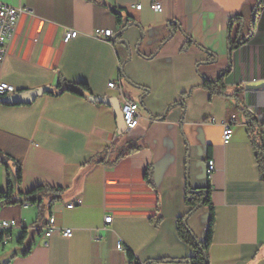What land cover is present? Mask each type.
<instances>
[{
	"label": "crops",
	"instance_id": "obj_1",
	"mask_svg": "<svg viewBox=\"0 0 264 264\" xmlns=\"http://www.w3.org/2000/svg\"><path fill=\"white\" fill-rule=\"evenodd\" d=\"M156 1L161 11L153 10ZM256 1L0 0L32 12L19 19L0 82L18 93L60 92L65 79L88 84L94 97H115L120 106L123 99L139 104L137 127L120 132L113 106L88 95L0 102V192L19 167L23 193L41 184L62 189L51 208L44 201L41 221L37 205L0 202V221L18 220L0 247V264H188L156 262L194 254L177 233L191 209L188 189L209 190L210 264H264V172L238 106L254 113L264 132V88H248L264 83V4L255 12ZM237 17L246 41L230 53ZM97 28L111 29L114 41L94 36ZM66 31L78 35L65 40ZM229 67L226 94L212 95L204 78L217 79ZM111 81L123 98L108 87ZM237 87L243 90L234 96ZM231 115L234 133L224 144L222 124ZM11 198L24 197L13 188ZM210 214L203 204L187 219L200 241ZM51 216L72 237L46 238Z\"/></svg>",
	"mask_w": 264,
	"mask_h": 264
},
{
	"label": "trees",
	"instance_id": "obj_2",
	"mask_svg": "<svg viewBox=\"0 0 264 264\" xmlns=\"http://www.w3.org/2000/svg\"><path fill=\"white\" fill-rule=\"evenodd\" d=\"M264 4V0H257L256 6H255V12L260 10L261 5ZM117 20L119 23H122V18L119 13H116ZM245 23L242 19V17L234 18L231 22L230 31L235 28V39L234 42H230V53L233 52V50L246 41L245 38H242V32L244 30ZM110 41H114V38ZM192 40L189 39V42ZM231 67H229L226 71H224L217 79H206L204 78L203 86L208 88L210 92L213 94H219V95H225L226 94V85H225V77L230 73ZM123 76L124 73L122 71ZM57 87L60 89V92H52L49 91L47 94H55L59 95L62 93L70 92L73 94L81 95V96H87L92 99L94 96L92 95L90 88L88 84L83 82H70L65 79H60L58 82ZM242 87H237L233 95L237 96L238 93L242 92ZM241 103L238 102V106L243 111V114L247 120L248 124V131L252 134L254 147L256 150V158L258 160V163L260 165V168L264 172V141H263V134L264 132L261 129L260 121L258 120L257 116L249 111L247 107H244ZM133 150H138V148H134ZM146 179L148 183H152L151 179V172L148 170L146 173ZM21 182H22V171L19 167L17 170V173L15 175L14 183L12 184L10 182L9 189L7 192H0V202L4 204H14L18 202H27L32 205L39 206L40 209V215H39V221L42 220V214H43V208H44V201L49 200L48 208H51V206L58 201L61 198L62 189L60 188H54L46 184H41L34 188L32 191L23 193L21 191ZM15 188L20 196L24 197L23 200H14L11 198V190ZM187 204L191 207V209L188 211L186 215L183 217H180L177 222V233L178 236L187 244L192 246L194 250V254L190 258L186 259H160L156 260L158 263H165V262H186L188 264H210L209 261V250L210 246L212 244V237H213V230H214V210L213 206L210 202V195L209 190H192L188 189L187 193ZM203 204L210 205V220H209V226L207 230L206 239L204 241H200L192 232V230L189 228L187 224L188 217L200 206ZM1 247V246H0ZM128 257L130 260H134V256L131 252H128ZM133 263V262H132ZM149 262H146L145 264H148ZM9 264V263H7ZM131 264V263H130ZM134 264H140V263H134Z\"/></svg>",
	"mask_w": 264,
	"mask_h": 264
},
{
	"label": "built area",
	"instance_id": "obj_3",
	"mask_svg": "<svg viewBox=\"0 0 264 264\" xmlns=\"http://www.w3.org/2000/svg\"><path fill=\"white\" fill-rule=\"evenodd\" d=\"M137 9H141V5L136 6ZM152 8L154 11H161L162 5L160 2L156 1ZM23 14L32 15V12L23 7L10 6L4 3H0V63H2L10 53V45L16 36V30L20 17ZM77 31H66L64 34V39L69 40L77 37ZM94 36L111 40L114 37V33L111 29H100L97 28L94 31ZM256 82V79L253 80ZM110 89H115L118 92L120 98H123L121 85L116 83V81H111L108 83ZM18 93V90L9 83L0 82V98H5ZM121 110L128 130H133L137 127L139 123V104L132 101L123 99ZM236 115H231L228 121L223 122V142L227 144L231 141L234 129L233 125L236 122ZM210 123H214V119H209ZM215 170L214 161L208 163V173L211 174ZM73 207L74 205H69ZM112 216L107 215L105 217V222L110 223L112 221ZM18 226V220H1L0 221V246L8 244L11 236L8 231L14 227ZM55 232H60L64 237L70 238L73 235V230L71 228H57L55 226V219L51 216L48 220V224L45 230V237L50 238ZM117 248L119 250H125L126 247L123 243H118Z\"/></svg>",
	"mask_w": 264,
	"mask_h": 264
},
{
	"label": "water",
	"instance_id": "obj_4",
	"mask_svg": "<svg viewBox=\"0 0 264 264\" xmlns=\"http://www.w3.org/2000/svg\"><path fill=\"white\" fill-rule=\"evenodd\" d=\"M248 88L250 89L264 88V83L260 85H255V86L251 85ZM47 92H49L48 87H44V88H40V89H36L32 91H20L18 94L0 99V102H7V103H13V104L31 103L34 100H36L38 97L46 94ZM92 99L95 101H100V102L113 106L116 112L117 118H118L120 132H125L127 130L126 123H125L123 113L121 110V106L117 98L115 97H107V98L93 97Z\"/></svg>",
	"mask_w": 264,
	"mask_h": 264
},
{
	"label": "bare ground",
	"instance_id": "obj_5",
	"mask_svg": "<svg viewBox=\"0 0 264 264\" xmlns=\"http://www.w3.org/2000/svg\"><path fill=\"white\" fill-rule=\"evenodd\" d=\"M135 102V101H134ZM128 130V129H127ZM4 246V245H3Z\"/></svg>",
	"mask_w": 264,
	"mask_h": 264
}]
</instances>
